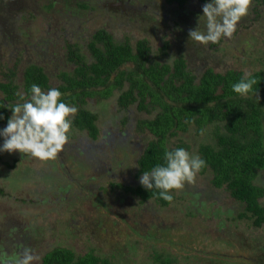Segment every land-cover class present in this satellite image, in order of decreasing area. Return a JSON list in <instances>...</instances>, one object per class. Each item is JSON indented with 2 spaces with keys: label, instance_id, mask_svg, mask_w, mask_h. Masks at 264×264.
Segmentation results:
<instances>
[{
  "label": "rangeland",
  "instance_id": "1",
  "mask_svg": "<svg viewBox=\"0 0 264 264\" xmlns=\"http://www.w3.org/2000/svg\"><path fill=\"white\" fill-rule=\"evenodd\" d=\"M86 1V7L59 0L37 12L1 13L0 79L16 68L19 81L23 62L32 60L54 73L52 82L58 83L59 70L72 67L69 43L85 47L101 26L118 42L135 45L145 39L151 61L170 63L182 56L195 70L264 71V7L255 8L254 0L232 36L215 46L188 36L198 26L205 0L183 7L165 0ZM199 25L203 30V18ZM116 96L87 99L85 107L97 115V137L72 126L55 159L0 152V252L11 256L30 247L40 257L34 264L55 246L94 252L112 264H152L155 253L170 256L172 264H264V224L237 218L242 205L225 187L214 188L209 172L199 171L192 182L172 190L168 205L140 202L115 185L139 182L136 158L149 140L136 128L145 113L134 105L119 108ZM211 139L190 127L169 142H183L198 153L199 145ZM255 183L264 186V176ZM259 200L264 204V195Z\"/></svg>",
  "mask_w": 264,
  "mask_h": 264
},
{
  "label": "trees",
  "instance_id": "2",
  "mask_svg": "<svg viewBox=\"0 0 264 264\" xmlns=\"http://www.w3.org/2000/svg\"><path fill=\"white\" fill-rule=\"evenodd\" d=\"M193 1L165 0L182 7ZM254 1L255 8L264 7V0ZM76 2L83 7L88 4L86 0ZM69 45L67 56L72 67L59 70L58 83L52 82L54 73L41 63L25 61L19 69L22 73L19 81L15 76L16 68L10 69L5 79H0V105L8 103L10 107L20 103L21 95L27 99L30 85L34 83L45 91L50 87L58 88L63 94L61 99L78 108L73 126L96 138L97 115L86 108L85 103L89 98L102 100L117 94L119 108L134 105L139 112L145 113L136 120V128L149 134V140L136 158L138 175L163 163L166 148L184 147L183 142L171 146L170 137L190 127L197 133L203 129L212 139L198 147V154L206 161L200 173L209 172L212 186L225 187L242 205L237 218L247 219L256 227L264 224V204L259 200L264 195V186L255 183L258 176H264L263 70L250 72L256 83L253 90L242 96L233 92L231 85L244 71L234 68L217 71L212 66H198L195 70L189 64L191 59L182 56L170 63L151 61L150 47L145 39H138L135 45L118 42L104 26L92 31L85 47L83 42ZM208 45L215 46V43ZM83 52L88 54L86 58ZM0 112L4 115L0 120L2 128L11 110L0 107ZM115 185L126 193L132 192L140 202L152 200L168 205L172 200L162 199L158 190H146L139 182ZM0 194H3L1 189ZM169 257L155 253L152 264H172ZM41 264L112 263L108 257L94 252L77 254L67 247L55 246L43 254Z\"/></svg>",
  "mask_w": 264,
  "mask_h": 264
},
{
  "label": "clouds",
  "instance_id": "3",
  "mask_svg": "<svg viewBox=\"0 0 264 264\" xmlns=\"http://www.w3.org/2000/svg\"><path fill=\"white\" fill-rule=\"evenodd\" d=\"M249 3L250 0H205L198 26L189 30V38L207 45L209 42L217 43L222 37H231L238 21L247 14ZM201 18L204 20L203 30L199 25ZM255 83V77L245 72L231 88L244 96L253 90ZM29 91L27 99L21 95L20 103L10 107L8 103L0 105L11 110L6 125L0 128V152L19 151L40 160L55 159L68 140L78 108L61 99L63 94L58 88L50 87L45 91L34 83ZM3 119L0 112V120ZM205 165L206 161L196 152H189L184 147L166 148L163 163L142 171L138 180L146 190L156 189L159 197L170 201L171 190L192 182ZM39 259L27 246L11 256L0 252V264H34Z\"/></svg>",
  "mask_w": 264,
  "mask_h": 264
},
{
  "label": "flooded vegetation",
  "instance_id": "4",
  "mask_svg": "<svg viewBox=\"0 0 264 264\" xmlns=\"http://www.w3.org/2000/svg\"><path fill=\"white\" fill-rule=\"evenodd\" d=\"M59 0H0V14H9L12 11L32 10L37 12L38 9H44V3L48 6H54ZM50 2V3H49Z\"/></svg>",
  "mask_w": 264,
  "mask_h": 264
}]
</instances>
